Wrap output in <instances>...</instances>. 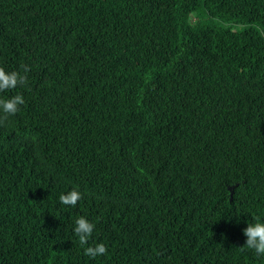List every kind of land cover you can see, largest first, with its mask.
I'll list each match as a JSON object with an SVG mask.
<instances>
[{
  "label": "trees",
  "instance_id": "trees-1",
  "mask_svg": "<svg viewBox=\"0 0 264 264\" xmlns=\"http://www.w3.org/2000/svg\"><path fill=\"white\" fill-rule=\"evenodd\" d=\"M24 66L0 264H264L239 250L264 222V0H0V67Z\"/></svg>",
  "mask_w": 264,
  "mask_h": 264
},
{
  "label": "clouds",
  "instance_id": "clouds-1",
  "mask_svg": "<svg viewBox=\"0 0 264 264\" xmlns=\"http://www.w3.org/2000/svg\"><path fill=\"white\" fill-rule=\"evenodd\" d=\"M30 69L27 66L23 67V74L17 71L6 72L3 67H0V93H5L16 89L18 86L23 87L28 83L27 73ZM25 103L21 94H16L11 97H0V125L8 121L9 117L15 116L20 110V106ZM83 198L82 193L73 188L67 193H62L59 196V201L64 206L75 207ZM95 225L89 222L85 217H78L75 220L74 233L78 237V242L84 250V255L92 259L98 256L107 254L108 249L103 243H98L95 246H89V239L93 234ZM243 235L247 238L244 247L239 248L241 252L251 250L255 256L264 257V222L258 218L255 223H249L243 231Z\"/></svg>",
  "mask_w": 264,
  "mask_h": 264
}]
</instances>
